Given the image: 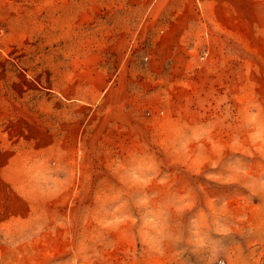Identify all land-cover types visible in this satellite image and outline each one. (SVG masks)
<instances>
[{
  "label": "rangeland",
  "instance_id": "obj_1",
  "mask_svg": "<svg viewBox=\"0 0 264 264\" xmlns=\"http://www.w3.org/2000/svg\"><path fill=\"white\" fill-rule=\"evenodd\" d=\"M154 1L0 0V264H264V0Z\"/></svg>",
  "mask_w": 264,
  "mask_h": 264
},
{
  "label": "crops",
  "instance_id": "obj_2",
  "mask_svg": "<svg viewBox=\"0 0 264 264\" xmlns=\"http://www.w3.org/2000/svg\"><path fill=\"white\" fill-rule=\"evenodd\" d=\"M201 3V0H200ZM184 7L175 4V0H169L165 5H161L159 0H155L147 10V13L151 15H157L156 18L163 17L164 22L158 26L163 32L158 34L153 39L156 43L158 39H166L167 43L174 47L180 44H189V41L194 40L196 37L201 36V8L200 14L196 19L190 20L183 16L185 11H182ZM193 10V9H192ZM193 12V11H191ZM193 14V13H192ZM158 22V21H157ZM196 31V32H193ZM195 33V35H193ZM188 42H187V41ZM189 46V45H188ZM147 59L146 72L143 74L145 77L154 78V73L152 71V66L154 63L164 62V59H156L155 57H144ZM127 72L129 69L126 70ZM94 75L100 76V84L98 86H93L96 89L95 96L101 94L103 95V100L109 101V106L112 108H117L121 113L127 115H133V110L136 104H139V100L142 99L141 95L153 94L154 90L149 88L146 90L141 89V95L138 93L134 84L128 83L121 77L123 72L118 70L116 74H113L107 68H95L93 69ZM119 75L120 78L116 83H113V77ZM118 82V83H117ZM136 89H134L133 87ZM118 94V101L115 96ZM95 100L97 98H94ZM94 101V100H93Z\"/></svg>",
  "mask_w": 264,
  "mask_h": 264
}]
</instances>
